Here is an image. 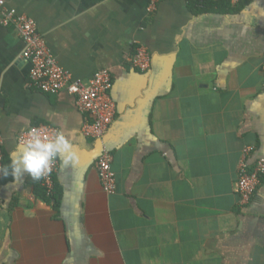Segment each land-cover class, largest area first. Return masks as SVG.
Segmentation results:
<instances>
[{
    "label": "crops",
    "instance_id": "0c3cea01",
    "mask_svg": "<svg viewBox=\"0 0 264 264\" xmlns=\"http://www.w3.org/2000/svg\"><path fill=\"white\" fill-rule=\"evenodd\" d=\"M148 1L4 0L73 80L109 70L116 114L102 145L116 191L101 188V143L81 135L75 98L32 88L22 40L0 25L3 166L39 125L79 155L57 160L51 200L27 175L1 178L0 264H264V179L247 205L236 192L244 147L264 158V0H164L152 14ZM138 46L145 72L128 62Z\"/></svg>",
    "mask_w": 264,
    "mask_h": 264
},
{
    "label": "built area",
    "instance_id": "2783aa9c",
    "mask_svg": "<svg viewBox=\"0 0 264 264\" xmlns=\"http://www.w3.org/2000/svg\"><path fill=\"white\" fill-rule=\"evenodd\" d=\"M163 0H149L147 12L152 14ZM193 3L223 2L230 5H238L245 0H188ZM0 25L13 28L17 36L22 40L24 49L22 59L29 63L30 86L44 94L57 95L65 92L75 98L77 110L84 116L81 127V135L90 140L101 143V152L96 161V173L102 190L106 194H114L116 191L115 174L111 165L113 156L102 145L103 139L112 124L116 106L110 97L112 89V76L109 70L96 72L90 80H73L69 72L62 69L48 50L41 36L37 34L35 22L24 16L16 14L5 6L4 0H0ZM132 68L141 72L149 70L151 56L148 50L138 46L128 59ZM264 74V54L261 64ZM32 128H38L45 136L55 135L57 129L52 126H33L17 135L16 141L27 138V133ZM3 139L0 136V167H3L2 153ZM254 147L246 146L241 152V160L237 170L236 192L241 206L250 203L264 179V158L252 160ZM58 170V162L52 165L51 173L40 180V185L47 198H52L55 192V176ZM0 174V180L2 178Z\"/></svg>",
    "mask_w": 264,
    "mask_h": 264
},
{
    "label": "clouds",
    "instance_id": "9594fccd",
    "mask_svg": "<svg viewBox=\"0 0 264 264\" xmlns=\"http://www.w3.org/2000/svg\"><path fill=\"white\" fill-rule=\"evenodd\" d=\"M18 149V154L11 157L10 163L0 167V174L11 176L16 184L23 183L25 175L33 183L45 179L57 160L64 167H75L79 163L73 141L60 130L55 135L45 136L38 128H32L27 138L19 142Z\"/></svg>",
    "mask_w": 264,
    "mask_h": 264
},
{
    "label": "trees",
    "instance_id": "16d2710c",
    "mask_svg": "<svg viewBox=\"0 0 264 264\" xmlns=\"http://www.w3.org/2000/svg\"><path fill=\"white\" fill-rule=\"evenodd\" d=\"M208 3H212V2H205V3H201V4H197V3H192L194 5H196L197 7H201L203 8L204 6H206ZM223 2H219V3H212V4H222ZM223 4H228L230 5L229 3H223ZM40 190H41V193H42V197L47 201V199L51 200V198H47L44 194V191L42 189V187H40Z\"/></svg>",
    "mask_w": 264,
    "mask_h": 264
},
{
    "label": "rangeland",
    "instance_id": "374dc122",
    "mask_svg": "<svg viewBox=\"0 0 264 264\" xmlns=\"http://www.w3.org/2000/svg\"><path fill=\"white\" fill-rule=\"evenodd\" d=\"M164 1V0H163ZM190 2V1H189ZM191 3H193V2H191ZM203 3H205V2H203ZM197 4H201V3H197ZM27 17V16H26Z\"/></svg>",
    "mask_w": 264,
    "mask_h": 264
}]
</instances>
